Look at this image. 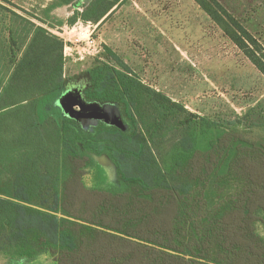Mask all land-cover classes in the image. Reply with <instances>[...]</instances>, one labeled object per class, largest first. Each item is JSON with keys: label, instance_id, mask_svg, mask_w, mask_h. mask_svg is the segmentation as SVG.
I'll list each match as a JSON object with an SVG mask.
<instances>
[{"label": "trees", "instance_id": "trees-1", "mask_svg": "<svg viewBox=\"0 0 264 264\" xmlns=\"http://www.w3.org/2000/svg\"><path fill=\"white\" fill-rule=\"evenodd\" d=\"M124 2L58 0L75 7L71 26L99 24ZM196 2L264 75L262 42L219 0ZM45 25L56 27L0 0V253L55 264H264V143L151 87L108 46L83 94L116 104L126 129L99 120L88 130L48 111L66 83V42ZM174 136L163 166L154 146Z\"/></svg>", "mask_w": 264, "mask_h": 264}, {"label": "rangeland", "instance_id": "rangeland-1", "mask_svg": "<svg viewBox=\"0 0 264 264\" xmlns=\"http://www.w3.org/2000/svg\"><path fill=\"white\" fill-rule=\"evenodd\" d=\"M219 1L264 45V0ZM65 7L68 10H63L65 15L61 17L74 10L72 5ZM76 25H45L63 37L67 45L66 83L47 105L48 111L57 108L64 116L71 104L85 112H115L123 122L116 104L100 106L87 102L83 94L89 84L88 69L110 59L105 49L108 46L151 87L222 127L239 130L250 142L264 143V75L196 0H125L102 22L94 24L92 35L97 50L85 47L81 28ZM79 122L91 130L98 120ZM122 125L126 129L124 122ZM175 141L176 136L153 145L163 166L167 165ZM204 141L203 137L199 139V147L205 146ZM102 157L97 158L100 163L106 161ZM104 167L109 181L116 184V173L108 164ZM235 191L234 187L230 189L231 194ZM76 214L88 217L80 208ZM258 229L264 235V226L260 224ZM0 264L55 263L44 254L34 259H11L0 253Z\"/></svg>", "mask_w": 264, "mask_h": 264}, {"label": "crops", "instance_id": "crops-1", "mask_svg": "<svg viewBox=\"0 0 264 264\" xmlns=\"http://www.w3.org/2000/svg\"><path fill=\"white\" fill-rule=\"evenodd\" d=\"M11 1L31 11L32 13L44 18L47 22H50L55 26H57V22H64L65 24H67V19L69 18V16L72 15V14L70 15V13L67 12L65 17H61L62 15L63 16L65 15V12L63 10L66 11L68 10L66 7L65 8L63 7L69 5H60L58 4V0H11ZM89 1L90 0H88L87 2Z\"/></svg>", "mask_w": 264, "mask_h": 264}, {"label": "water", "instance_id": "water-1", "mask_svg": "<svg viewBox=\"0 0 264 264\" xmlns=\"http://www.w3.org/2000/svg\"><path fill=\"white\" fill-rule=\"evenodd\" d=\"M68 107H69V109H68L67 113L71 117H74L78 120L79 119H97L98 121L99 120H105V121H108V122H111V123H114L118 126L123 127V125H122L123 122H122L120 115H118L115 112L102 111L101 109L85 112V111L79 110L78 108H75L71 104H68ZM102 156L101 157L105 158L106 161H104V163H103V161H101V164L103 166H105V164H108V166H110V168L116 173V165L114 164V162L107 155H102Z\"/></svg>", "mask_w": 264, "mask_h": 264}, {"label": "built area", "instance_id": "built-area-1", "mask_svg": "<svg viewBox=\"0 0 264 264\" xmlns=\"http://www.w3.org/2000/svg\"><path fill=\"white\" fill-rule=\"evenodd\" d=\"M76 24L79 25V27L81 28L80 34L83 36V39L85 40V47L89 49L94 48V50H97V43L92 35L94 23L91 22L84 23L82 21H79Z\"/></svg>", "mask_w": 264, "mask_h": 264}]
</instances>
